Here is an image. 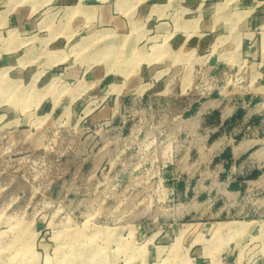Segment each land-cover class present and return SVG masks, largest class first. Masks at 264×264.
<instances>
[{"label": "rangeland", "instance_id": "obj_1", "mask_svg": "<svg viewBox=\"0 0 264 264\" xmlns=\"http://www.w3.org/2000/svg\"><path fill=\"white\" fill-rule=\"evenodd\" d=\"M44 11L66 29L65 9ZM83 35L37 50L43 60L57 49L67 56L64 65L85 61L122 74L148 70L152 77L169 68L166 92H123L116 102L110 95L109 118L95 120L100 95L87 97L79 111L41 109L51 96L64 98L59 80L49 85L56 71L18 80L0 69V264H264V231L247 234L243 222L217 223L234 216L213 210L229 200L215 201L213 176L204 174L215 163L201 162L204 151L195 148L205 143L184 132L181 117L191 92H241L249 58L170 52L154 62L153 43L144 38ZM262 35L258 30L247 44L260 43ZM165 51L159 46L153 54ZM200 179L210 201L196 205L179 184Z\"/></svg>", "mask_w": 264, "mask_h": 264}, {"label": "crops", "instance_id": "obj_2", "mask_svg": "<svg viewBox=\"0 0 264 264\" xmlns=\"http://www.w3.org/2000/svg\"><path fill=\"white\" fill-rule=\"evenodd\" d=\"M225 4L231 6L232 13L226 11ZM46 7L50 11L65 9L66 29L52 25L45 17L50 12H43ZM96 24L100 29H92ZM260 29H264V0H0V69L18 80H38L56 71L49 85L59 80L64 98L51 96L41 109L54 113L79 111L87 97L100 95L103 104L91 118L106 120L111 112L112 99L106 101L110 95L115 102L123 92L145 94L152 89L153 95H164L169 68L157 69L151 77L148 70L122 74L102 71L85 61L64 65L67 56L62 50H47L48 58L43 60L44 47L68 43L76 34L86 33L82 38L87 40L98 30L116 36L133 35L131 43L143 38L152 42L154 62L170 52L174 56L216 52L213 60L239 59L242 52V58L248 57L250 63L242 91L219 90L206 96L181 92L188 100H184L181 117L184 132L205 143L195 148L204 151L199 156L201 162L215 163L216 171L204 172L213 176L215 201L221 196L229 200L222 207H216L220 206L218 202L213 210L227 214L226 218L234 216L217 223L243 222L245 232L253 234L264 231V36L260 43L247 42ZM92 30L95 32L89 34ZM40 46L41 52L37 50ZM159 46L166 52L157 58L153 52ZM174 61L182 60L174 57ZM204 182L200 179L193 185L185 180L179 186L194 204L202 200V205L210 201ZM240 198L244 203L237 202ZM241 215L243 219L238 217ZM206 223L198 224L202 227ZM186 228L185 224V233Z\"/></svg>", "mask_w": 264, "mask_h": 264}, {"label": "bare ground", "instance_id": "obj_3", "mask_svg": "<svg viewBox=\"0 0 264 264\" xmlns=\"http://www.w3.org/2000/svg\"><path fill=\"white\" fill-rule=\"evenodd\" d=\"M134 30V29H133ZM99 34H101V33H99ZM97 35V34H96ZM97 37V36H96ZM91 39H92V37H91ZM98 39V38H97ZM89 40V39H88ZM88 45V44H91L90 42H88V41H86V42H84L83 43V46L84 45ZM124 45V44H123ZM88 46H90V45H88ZM161 50V49H160ZM164 50V49H163ZM166 52V51H165ZM219 232V231H218ZM218 232H216V234L218 233ZM181 234H182V232H181ZM198 238H201V237H198ZM177 239H179V238H177ZM201 240V239H200ZM196 241V240H195ZM184 264H188L187 262H185ZM214 264H219L218 262H214Z\"/></svg>", "mask_w": 264, "mask_h": 264}]
</instances>
